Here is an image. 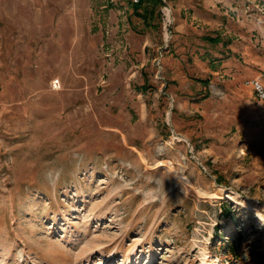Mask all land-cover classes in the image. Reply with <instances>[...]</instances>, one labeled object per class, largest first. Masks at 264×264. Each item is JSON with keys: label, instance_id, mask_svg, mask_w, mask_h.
<instances>
[{"label": "rangeland", "instance_id": "rangeland-1", "mask_svg": "<svg viewBox=\"0 0 264 264\" xmlns=\"http://www.w3.org/2000/svg\"><path fill=\"white\" fill-rule=\"evenodd\" d=\"M163 1L0 0V264H264V0Z\"/></svg>", "mask_w": 264, "mask_h": 264}, {"label": "trees", "instance_id": "trees-1", "mask_svg": "<svg viewBox=\"0 0 264 264\" xmlns=\"http://www.w3.org/2000/svg\"><path fill=\"white\" fill-rule=\"evenodd\" d=\"M130 4L134 8L135 14L143 20L147 28H159L161 22L160 7L164 5L163 0H139L138 2L130 0ZM217 182L223 183L220 176ZM231 250L236 253V247L233 246Z\"/></svg>", "mask_w": 264, "mask_h": 264}, {"label": "built area", "instance_id": "built-area-1", "mask_svg": "<svg viewBox=\"0 0 264 264\" xmlns=\"http://www.w3.org/2000/svg\"><path fill=\"white\" fill-rule=\"evenodd\" d=\"M135 2H138L139 0H133ZM252 86L253 89L256 93V95L264 101V84L259 80V79H255L252 81Z\"/></svg>", "mask_w": 264, "mask_h": 264}, {"label": "bare ground", "instance_id": "bare-ground-1", "mask_svg": "<svg viewBox=\"0 0 264 264\" xmlns=\"http://www.w3.org/2000/svg\"><path fill=\"white\" fill-rule=\"evenodd\" d=\"M60 88H61V86L60 87H54V89H60ZM222 189L225 190L224 188H222ZM218 197L219 198H230V199L234 200L235 202L240 203L239 200L235 199V197L232 196V194H230L228 192H225V193L222 192V193H220V195H218Z\"/></svg>", "mask_w": 264, "mask_h": 264}]
</instances>
